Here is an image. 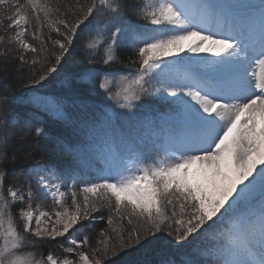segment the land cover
Here are the masks:
<instances>
[{"label": "snow or ice", "instance_id": "snow-or-ice-1", "mask_svg": "<svg viewBox=\"0 0 264 264\" xmlns=\"http://www.w3.org/2000/svg\"><path fill=\"white\" fill-rule=\"evenodd\" d=\"M0 8V264H120L144 248V264H264V0ZM82 37L88 64L64 79L95 96L70 118L37 92ZM12 105L74 139L34 115L17 131ZM9 161L22 178L7 182Z\"/></svg>", "mask_w": 264, "mask_h": 264}, {"label": "trees", "instance_id": "trees-1", "mask_svg": "<svg viewBox=\"0 0 264 264\" xmlns=\"http://www.w3.org/2000/svg\"><path fill=\"white\" fill-rule=\"evenodd\" d=\"M81 45V44H80ZM74 48V47H73ZM71 49L70 55L67 56V61L64 64V72H61L58 76L56 75L54 78L50 79V81L44 85L43 88H39L37 94L40 96L48 97L54 100H59L63 102L65 112L70 118H75L83 109L82 106L77 102V98L84 94L86 91L90 96L94 98L95 94L91 92L89 85H80L76 84L75 81L72 83H68L65 81L64 76L65 73H75L79 70L82 64H88V61L83 59L82 46L75 47ZM14 113H19L21 117V122L16 126V130L19 131L20 128L23 127V120L26 118H30L33 115L36 117L43 118L46 123V127L48 132L51 134L52 138L62 137L65 139H74L73 137V127L63 121L58 120L54 116L50 115L48 112L42 111L32 105H12L11 106ZM33 123L36 124L38 121L33 119ZM51 144V141L41 140V147L45 145ZM51 159V157H49ZM15 164H20V171L24 172L27 167L26 162L18 161ZM8 170L11 173L15 167H13L12 163L9 161L7 164ZM12 176L10 175L9 178ZM22 178V177H21ZM7 182H12L11 180ZM104 225L98 224L97 227L92 228L89 231H93V229H99ZM42 247H50L49 245H43ZM151 249H141V251L128 250L129 255H125V257L120 258V264H144L145 261L154 259L153 253L150 255H142V257L137 258L142 253H145ZM116 258V257H115ZM142 259V260H139ZM142 261V262H141Z\"/></svg>", "mask_w": 264, "mask_h": 264}, {"label": "rangeland", "instance_id": "rangeland-1", "mask_svg": "<svg viewBox=\"0 0 264 264\" xmlns=\"http://www.w3.org/2000/svg\"><path fill=\"white\" fill-rule=\"evenodd\" d=\"M4 9L3 8H0V12H2ZM133 19H135V17H133ZM86 41H87V37H82L80 40H78V41H76V44H75V46H74V48L75 47H77V45H79V47H84V45L86 44ZM81 44V45H80ZM73 48V49H74ZM59 75V74H58ZM57 75V76H58ZM35 107V106H34ZM37 108V107H36ZM38 109H40V110H42V111H44L42 108H38ZM41 148H43V147H41ZM12 165H13V167H15V173H16V175H15V178L14 177H11V178H8V180L10 181H13V179H20L21 177H22V174H23V172H21L20 171V168H19V166H21L20 164H13L12 163ZM47 203H48V205L50 206L51 205V203H52V201H51V199H49L48 201H47ZM99 223H96V224H94L93 226H92V228H95V227H97V225H98ZM92 228H90L89 230H91ZM50 247H52L51 245H49ZM66 247H67V245H65ZM144 249H147V248H144ZM134 252H135V250H133ZM137 251H141V249H137ZM152 253V250H149V251H147V252H145V253H142L140 256H138L137 258H139V257H142V255H150ZM130 253H127L126 255H129ZM55 255H57V256H62V253L61 252H59V251H56L55 252ZM125 257V254H121V257ZM74 258V257H73ZM112 259H116L115 257H113ZM139 260H142V259H139ZM143 261V260H142ZM141 261V262H142Z\"/></svg>", "mask_w": 264, "mask_h": 264}]
</instances>
